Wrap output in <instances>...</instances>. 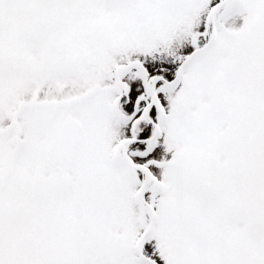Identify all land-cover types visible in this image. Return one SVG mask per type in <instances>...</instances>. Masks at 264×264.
<instances>
[{"label": "snow or ice", "instance_id": "6c2138e0", "mask_svg": "<svg viewBox=\"0 0 264 264\" xmlns=\"http://www.w3.org/2000/svg\"><path fill=\"white\" fill-rule=\"evenodd\" d=\"M0 264H264V0H0Z\"/></svg>", "mask_w": 264, "mask_h": 264}]
</instances>
